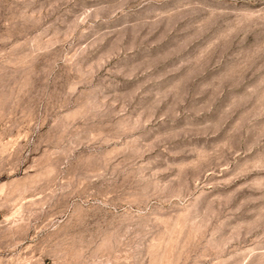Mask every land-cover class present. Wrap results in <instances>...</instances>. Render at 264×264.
Here are the masks:
<instances>
[{
	"label": "rangeland",
	"instance_id": "obj_1",
	"mask_svg": "<svg viewBox=\"0 0 264 264\" xmlns=\"http://www.w3.org/2000/svg\"><path fill=\"white\" fill-rule=\"evenodd\" d=\"M0 264H264V0H0Z\"/></svg>",
	"mask_w": 264,
	"mask_h": 264
}]
</instances>
